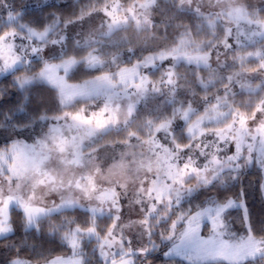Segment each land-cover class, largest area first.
Segmentation results:
<instances>
[{
	"label": "snow or ice",
	"instance_id": "obj_1",
	"mask_svg": "<svg viewBox=\"0 0 264 264\" xmlns=\"http://www.w3.org/2000/svg\"><path fill=\"white\" fill-rule=\"evenodd\" d=\"M164 2L0 0V264H264V0Z\"/></svg>",
	"mask_w": 264,
	"mask_h": 264
},
{
	"label": "trees",
	"instance_id": "obj_2",
	"mask_svg": "<svg viewBox=\"0 0 264 264\" xmlns=\"http://www.w3.org/2000/svg\"><path fill=\"white\" fill-rule=\"evenodd\" d=\"M82 3H87L88 0H81ZM165 8V2L164 0H160V9L157 11L153 12V18L154 19H159L161 16V10H163ZM73 9L69 8L67 10H65V14L66 15H70L72 13ZM26 19H28L26 17ZM87 21H85L84 23H86ZM81 24H77L74 26H78ZM73 27V26H70ZM169 32L171 33V29L169 30ZM119 35H127L128 37H130L134 43L137 44L138 49L143 47L145 45V43H147L148 46H152L154 44H161L163 43V38L158 36L155 40L152 39V37L154 35H156L153 31L149 30L147 32H140L137 33L134 28H129L127 30L126 33H117V36ZM147 38V40L145 39ZM171 38V37H169ZM22 74V73H20ZM82 77L79 76L78 74L76 76H74V78L72 80H70V82L72 83H76L79 82V80ZM12 77L10 75L3 77L0 79V87H8L10 84ZM50 86H39V85H32L30 86V92L32 93V95L37 96V97H43V98H47L49 96V93L47 91V89ZM15 91V89H11L9 87V97H6V99H10L11 98V93ZM34 104L37 103V101H33ZM19 115H23L22 113H20ZM259 179H258V174H257V170L253 169L249 174H247L243 180V188L245 191V199L247 200L248 203V207L251 211L254 223L259 226L262 222H264V202H261L260 199V192H259ZM239 185L236 187V191H239ZM201 199H203V197H201ZM198 201H193V203H196ZM236 215V212L233 211V216ZM14 219L16 218L15 216L13 217ZM233 227L234 229H239V224L238 223H233ZM43 228L45 230V232L48 231V224L47 222H44L43 224ZM10 241H0V245L4 244V243H8ZM46 247H55V245H46ZM25 256H31L32 254L30 252H25L24 253ZM157 264H159V261L157 262Z\"/></svg>",
	"mask_w": 264,
	"mask_h": 264
},
{
	"label": "rangeland",
	"instance_id": "obj_3",
	"mask_svg": "<svg viewBox=\"0 0 264 264\" xmlns=\"http://www.w3.org/2000/svg\"><path fill=\"white\" fill-rule=\"evenodd\" d=\"M37 0H8V3L9 4H13L15 3L16 7L19 9V7H21L22 4L24 3H27L29 5L33 4V3H36ZM249 2H255V0H249ZM0 11H2V8H0ZM153 15V14H152ZM99 25V21L96 20V21H92L91 24L88 25V22L86 23H83L81 25H78V26H73L72 28L75 30V29H80V28H83L85 29V32H87L88 30H95ZM183 71V69H181ZM3 78V76H0V79ZM70 82V81H69ZM72 83V82H70ZM253 170V169H252ZM251 170V171H252ZM250 171V172H251Z\"/></svg>",
	"mask_w": 264,
	"mask_h": 264
}]
</instances>
